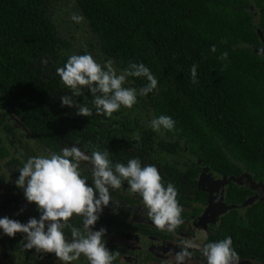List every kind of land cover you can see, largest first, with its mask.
Masks as SVG:
<instances>
[{"label": "flooded vegetation", "instance_id": "flooded-vegetation-1", "mask_svg": "<svg viewBox=\"0 0 264 264\" xmlns=\"http://www.w3.org/2000/svg\"><path fill=\"white\" fill-rule=\"evenodd\" d=\"M74 2L44 0L36 8L35 0H24L15 7L18 22H0V40L18 46V54L8 60L13 62L14 71L0 72V218L21 223L40 218L37 205L29 203L24 190L15 183L20 175L18 168L29 158L61 154L63 148L72 146L79 147L85 155L107 150L113 164L126 165L135 158L142 168L155 166L164 186H175L184 221L172 232L160 231L149 219L142 198L130 193L126 181L120 189L109 188L112 201L103 208L92 230L106 229V248L119 252L112 264H177L175 254L182 250V242L192 246V257L186 258L184 264H206L204 245L228 236L234 241L239 264H264V180L255 172L240 163L211 168L184 144L181 149L173 142H164L165 133L161 129L153 131L150 126L155 114L149 115L143 100L138 99L139 88L129 77L122 87L136 89L137 102L131 109L121 106L112 118L96 114L94 96L87 87L82 88L81 96H74L61 84L56 69L74 54H91L102 66L111 60L117 75L123 72L101 48L90 22L86 18L80 23L71 19L73 14L82 16ZM27 29H40L41 38L35 33H22ZM258 35L263 46L255 48V52L264 53V35L260 31ZM62 96H71L76 104L89 107L92 116L76 115L75 106L62 107ZM128 122L135 127L125 126L124 135L113 137L103 131L105 127L111 131L129 125ZM137 135L139 140L135 139ZM79 171L88 186L94 187L91 163L82 160ZM95 195L98 198V192ZM69 223L84 232L83 217L73 215ZM63 232L70 241V229L66 227ZM24 236L16 233L14 238L8 237L0 229V264H63L54 253L25 249ZM77 263L88 261L81 255L71 262Z\"/></svg>", "mask_w": 264, "mask_h": 264}, {"label": "trees", "instance_id": "trees-1", "mask_svg": "<svg viewBox=\"0 0 264 264\" xmlns=\"http://www.w3.org/2000/svg\"><path fill=\"white\" fill-rule=\"evenodd\" d=\"M74 1L123 71L143 63L157 79V88L142 96L146 77L128 76L149 115L176 122L171 131L161 127L164 142L184 144L211 168L240 163L264 180V53L255 52L263 46L258 31L264 35V0ZM23 2L0 0V22H18L15 7ZM42 2L35 0V7ZM22 33L41 38L42 31ZM223 53L227 59L220 58ZM17 54L18 46L0 40V72L14 71L8 60ZM128 124L103 131L117 137L125 126L135 127ZM174 177L181 188L179 175Z\"/></svg>", "mask_w": 264, "mask_h": 264}, {"label": "clouds", "instance_id": "clouds-1", "mask_svg": "<svg viewBox=\"0 0 264 264\" xmlns=\"http://www.w3.org/2000/svg\"><path fill=\"white\" fill-rule=\"evenodd\" d=\"M71 19L80 23L84 17L73 14ZM211 50L215 52V46ZM220 58L227 59V53H223ZM42 63L46 64L47 61ZM56 74L61 84L70 89L74 96H81L82 88L87 87L94 96L92 104L96 114L107 118H112L121 106L131 109L137 102L136 89L122 87L126 77H146L148 84L140 89L142 96L156 89L158 83L143 63H130L127 69L117 75L111 60L102 66L88 53L69 56L66 64L56 69ZM191 80L197 83L196 65L191 68ZM61 106L77 107L78 116L90 117L93 114L89 107L76 104L71 96H62ZM175 123L171 117L161 115L153 119L150 126L157 132L161 127L171 131ZM135 139L139 140L140 137L137 135ZM82 160L92 165L94 187L88 186L86 178H81L79 166ZM18 171L20 175L16 186L24 190L29 203L37 205L41 215L39 219L30 218L27 223L8 217L0 218V229L12 238L16 233L25 234V249H35L36 253H54L63 264H71L81 255L88 264H112L119 256V252H110L105 246L103 237L106 229L93 231L92 228L103 208L112 201L109 188L120 189L125 181L130 193L142 198L147 215L158 230L172 232L184 222L181 218L183 207L177 200L175 186L168 183L165 187L155 166L142 168L140 161L135 158L128 160L126 165L119 162L113 164L107 150H93L90 155H85L79 147L72 146L63 148L61 154L33 156ZM116 204L118 206L119 202ZM73 215L83 217L84 232L69 223ZM66 227L71 231L70 241L63 232ZM182 244V250L175 254L177 264H184L186 258L192 257L189 251L192 246ZM232 244V238L228 236L204 245L202 256L206 264H239V256Z\"/></svg>", "mask_w": 264, "mask_h": 264}, {"label": "rangeland", "instance_id": "rangeland-1", "mask_svg": "<svg viewBox=\"0 0 264 264\" xmlns=\"http://www.w3.org/2000/svg\"><path fill=\"white\" fill-rule=\"evenodd\" d=\"M18 188V187H17ZM216 201V200H215ZM78 264V263H77Z\"/></svg>", "mask_w": 264, "mask_h": 264}]
</instances>
